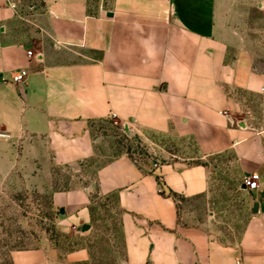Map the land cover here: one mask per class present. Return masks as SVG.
<instances>
[{"label":"crops","instance_id":"1","mask_svg":"<svg viewBox=\"0 0 264 264\" xmlns=\"http://www.w3.org/2000/svg\"><path fill=\"white\" fill-rule=\"evenodd\" d=\"M217 6L0 0V132L8 135L0 137V163L96 159L85 124L112 113L125 134L128 126L144 140L165 138L195 151L151 167L121 152L89 171L87 188L59 193L74 222L85 219L91 193L114 195L125 213L131 264H264V118L252 110L256 99L264 104V70L242 54L229 58ZM19 69L28 70L26 80L13 83ZM225 152L243 177L259 174V187L247 188L251 213L235 244L181 223L177 206L179 197L208 191L203 159ZM71 256L82 260L87 250Z\"/></svg>","mask_w":264,"mask_h":264},{"label":"rangeland","instance_id":"2","mask_svg":"<svg viewBox=\"0 0 264 264\" xmlns=\"http://www.w3.org/2000/svg\"><path fill=\"white\" fill-rule=\"evenodd\" d=\"M217 3L220 36L229 58L242 54L264 70V0ZM252 110L264 118L259 99ZM85 126L99 152L96 159L50 167L0 163V264H40L36 262L39 255L43 264H131L125 213L114 195L91 193L85 219L74 222L59 193L77 185L87 188L89 171L121 152L147 167L162 157L196 156L195 151L165 138L147 141L127 135L115 118L87 121ZM203 161L209 169V189L197 197L177 199L180 222L203 225L223 242L235 244L251 213L244 177L231 153L214 154ZM84 224L91 228L82 233ZM80 248L87 250V257L74 260L71 253Z\"/></svg>","mask_w":264,"mask_h":264},{"label":"built area","instance_id":"3","mask_svg":"<svg viewBox=\"0 0 264 264\" xmlns=\"http://www.w3.org/2000/svg\"><path fill=\"white\" fill-rule=\"evenodd\" d=\"M9 4H11L14 8L16 7V4L13 2L12 3L9 2ZM28 55L31 56L32 52L28 51ZM27 74H28L27 69H19L11 75L10 80L13 83H17V84L24 83L26 80ZM112 118H116V115L114 113H112ZM7 136L8 135L6 133L0 132V137H7ZM157 165H158V162L154 163V166H157ZM243 185L249 189L258 188L259 187V174L253 172L249 175L244 176ZM237 263L240 264V261L238 260Z\"/></svg>","mask_w":264,"mask_h":264},{"label":"water","instance_id":"4","mask_svg":"<svg viewBox=\"0 0 264 264\" xmlns=\"http://www.w3.org/2000/svg\"><path fill=\"white\" fill-rule=\"evenodd\" d=\"M108 14H109V15H112L111 12H109ZM125 131H126L127 134H132V131L129 129L128 126L125 127ZM256 208H257V204H254V211H256ZM60 212H61V213H64V209L61 208V209H60ZM90 228H91V227H90L89 224H84V225H82V226L80 227V231H81L82 233H85V232L89 231ZM148 264H151V263L149 262Z\"/></svg>","mask_w":264,"mask_h":264},{"label":"trees","instance_id":"5","mask_svg":"<svg viewBox=\"0 0 264 264\" xmlns=\"http://www.w3.org/2000/svg\"><path fill=\"white\" fill-rule=\"evenodd\" d=\"M128 151H129V148H128Z\"/></svg>","mask_w":264,"mask_h":264}]
</instances>
